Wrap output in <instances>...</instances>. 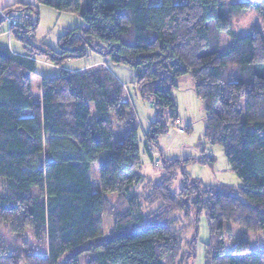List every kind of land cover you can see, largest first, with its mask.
<instances>
[{
  "label": "trees",
  "instance_id": "obj_1",
  "mask_svg": "<svg viewBox=\"0 0 264 264\" xmlns=\"http://www.w3.org/2000/svg\"><path fill=\"white\" fill-rule=\"evenodd\" d=\"M85 3L82 9L81 0H36L0 15V26L5 17L25 19L10 34L28 52L0 48V264H188L194 254H182L177 223L183 211L191 215L190 202L198 216L208 217L213 241L206 264H264V250L254 252L247 241L226 250L227 223L264 232V34L238 32L234 22L251 12L264 22V0ZM38 4L78 14L84 27L68 31L58 51L35 52L27 36L39 23ZM89 49L136 72L140 99L156 114L146 133L151 157L180 122L173 93L189 76L204 107L205 139L224 148L241 187L185 184L174 193L178 173L188 179L184 166L193 159L167 160L158 148L164 175L141 191L132 103L105 66L42 77V95L34 101L35 56L61 66L85 58ZM25 110L32 115L23 117ZM114 120L132 124L124 143L115 140ZM99 161L101 192H94L91 169ZM200 163L213 166L215 160L205 156ZM109 195L117 197L115 204ZM104 216L113 221L108 235ZM4 227L20 237L32 233L43 250L29 252L24 242L22 255L11 253L1 238Z\"/></svg>",
  "mask_w": 264,
  "mask_h": 264
},
{
  "label": "rangeland",
  "instance_id": "obj_2",
  "mask_svg": "<svg viewBox=\"0 0 264 264\" xmlns=\"http://www.w3.org/2000/svg\"><path fill=\"white\" fill-rule=\"evenodd\" d=\"M236 1L252 2V0ZM161 3L162 0H149V4L153 6H158ZM174 3L178 4L179 0H174ZM85 6V0H81V8L84 9ZM37 10L39 13V23L34 33L27 36L30 49L42 50L43 48H50L58 51L59 41L68 31L84 27V21L78 14L59 12L48 6L39 4L37 5ZM37 19L35 18L36 22ZM234 22L238 32L252 31L264 34V22L259 13L242 14ZM3 25L7 26L8 33L12 32L7 21ZM13 39L14 43L19 45L24 53L28 54L24 44L17 40L15 35H13ZM35 52L37 51L35 50ZM35 57L38 61L36 67L37 75L33 76V96L35 102H38L42 95L40 90L41 78L58 77L62 71L78 73L94 67L105 66L124 85L126 91L125 97L132 103L134 124L139 136L143 165L141 174L144 177L142 184L139 186L141 191L145 187V184L148 182L156 183L164 175L160 162L161 156L156 153L159 149L167 160H186L190 158L194 161L184 166V173L188 176V179H185L182 173H178L177 179L171 186V190L174 193H180L185 184L192 186L199 183L202 187L229 186L235 189L241 187L240 179L230 169L224 148L222 146L211 145L205 139L206 119L204 107L194 91L193 83L189 76L182 77L177 81L178 88L173 93L179 107L180 122L176 127H171L169 132L159 139L158 146L151 149L153 156L151 157L146 149V133L151 123L155 120L156 114L150 103L140 99L139 91L135 85L136 72L133 69L126 66L114 65L108 59L94 53L90 49L85 58L66 60L61 66H55L41 55ZM31 115L32 112L30 110L23 112V117H30ZM188 126H190V132L186 131ZM131 127V123L119 124L114 120L115 140L118 143H124ZM180 130H183V132ZM205 156L214 158L215 163L213 166L200 163V160ZM102 163V161L94 163L91 169L94 192H101L100 169ZM116 198L115 195H109L111 203L115 204ZM190 206L191 215L186 216V212L183 211L181 217L180 214L177 216L181 219L177 223V228L182 230V254H194V257L190 258L188 264H206L208 246L213 241L209 230L208 217L205 212H201L198 216L195 210L196 207L193 206L192 202H190ZM137 226H131L130 229L136 230ZM112 230V219L104 216V232L108 235ZM226 230L227 253H230L235 244L241 240L247 241L254 252L264 250V232L256 234L232 223H227ZM1 238L9 251L17 255H22L24 248L27 247L24 242L27 243L29 252L38 253V251L43 250L42 243L36 241L30 232L20 237L12 234L10 228L4 227L1 230ZM191 243L193 251L191 250Z\"/></svg>",
  "mask_w": 264,
  "mask_h": 264
},
{
  "label": "crops",
  "instance_id": "obj_3",
  "mask_svg": "<svg viewBox=\"0 0 264 264\" xmlns=\"http://www.w3.org/2000/svg\"><path fill=\"white\" fill-rule=\"evenodd\" d=\"M17 3L35 5L36 0H0V15L3 14L4 10L9 7L15 6ZM6 25L0 26V48H9L12 53L18 56H24L22 48L14 43L13 36L8 33ZM38 62V61H37Z\"/></svg>",
  "mask_w": 264,
  "mask_h": 264
},
{
  "label": "built area",
  "instance_id": "obj_4",
  "mask_svg": "<svg viewBox=\"0 0 264 264\" xmlns=\"http://www.w3.org/2000/svg\"><path fill=\"white\" fill-rule=\"evenodd\" d=\"M5 20L7 21L11 29L14 27L22 26L25 23V19L23 17H17V16L5 17Z\"/></svg>",
  "mask_w": 264,
  "mask_h": 264
}]
</instances>
